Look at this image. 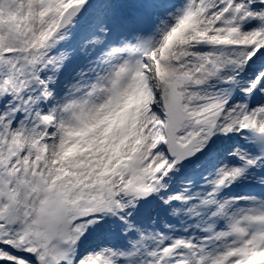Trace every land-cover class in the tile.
Listing matches in <instances>:
<instances>
[{
    "label": "snow or ice",
    "instance_id": "6c2138e0",
    "mask_svg": "<svg viewBox=\"0 0 264 264\" xmlns=\"http://www.w3.org/2000/svg\"><path fill=\"white\" fill-rule=\"evenodd\" d=\"M0 264H264V0H0Z\"/></svg>",
    "mask_w": 264,
    "mask_h": 264
}]
</instances>
